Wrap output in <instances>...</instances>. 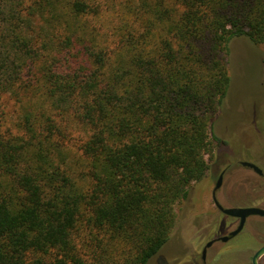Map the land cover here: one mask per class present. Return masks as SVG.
Listing matches in <instances>:
<instances>
[{
  "label": "trees",
  "instance_id": "trees-1",
  "mask_svg": "<svg viewBox=\"0 0 264 264\" xmlns=\"http://www.w3.org/2000/svg\"><path fill=\"white\" fill-rule=\"evenodd\" d=\"M240 36L264 43V0H0V264H148L209 171Z\"/></svg>",
  "mask_w": 264,
  "mask_h": 264
},
{
  "label": "rangeland",
  "instance_id": "rangeland-1",
  "mask_svg": "<svg viewBox=\"0 0 264 264\" xmlns=\"http://www.w3.org/2000/svg\"><path fill=\"white\" fill-rule=\"evenodd\" d=\"M118 11L121 14V8ZM103 15L107 16L109 22V10ZM106 25L107 21H105ZM111 26L109 22L107 30H111L109 29ZM104 29L106 27L103 26L102 30ZM228 62L231 85L222 107L215 116L212 133L219 140H214V156L206 155L210 164L209 171L201 181L192 183L188 197L177 204L178 216L172 235L148 264H196L193 256L198 255L197 252L203 239L207 241L212 237V234L207 231L216 214L212 192L221 171L227 169L226 175L229 180L232 177L235 181L239 179L241 181L246 177L257 176V174L249 172L250 169H245L239 161H250L262 168L264 43L254 44L245 36L232 39ZM2 104L0 130L14 129L15 131L16 115L21 113L20 102L10 95H4ZM224 181L222 190L218 194L220 196L223 194L227 198V205L236 207L248 205L254 201L252 193H249L245 184ZM227 224V217L220 214L218 222L213 227V232L221 233ZM201 227L204 229L201 230ZM251 228L260 230L256 232V237L261 241L264 221L262 219L251 221ZM250 229L248 228L237 237L232 245L220 247L214 257L208 256L205 264H250L247 260L249 249L259 245V241ZM237 250L240 252H234ZM187 255L191 256L189 263L182 261ZM237 256L244 261L240 262ZM233 257L236 260H233ZM231 259L233 262L230 261Z\"/></svg>",
  "mask_w": 264,
  "mask_h": 264
},
{
  "label": "flooded vegetation",
  "instance_id": "flooded-vegetation-1",
  "mask_svg": "<svg viewBox=\"0 0 264 264\" xmlns=\"http://www.w3.org/2000/svg\"><path fill=\"white\" fill-rule=\"evenodd\" d=\"M264 84V82H263ZM261 134V133H260ZM244 160L239 161V163L246 169H250L249 172H254L255 174H257V176L254 177H246L243 180L240 181L237 180L235 181L234 178L230 177V180L228 179L229 177L226 175V172L228 171L227 169H224L221 171V173L219 174V177L216 181L215 187L213 189L212 192V201H213V205L215 206V211L216 214L214 215L211 224L209 225V228L207 229L208 233L212 234V237L201 243V249L199 248L196 256H193L194 260H196V264L198 263H206V260L208 258V256H212L214 257V255H216L219 252V248L220 247H226V246H230L234 243V240L239 237L241 234H243L245 231H247V229H250V222L254 221L255 219H262V221H264V214L260 215V214H251L249 215L244 222V225L242 227V229L237 232L234 235H231L232 232H234L235 230L238 229V227L241 224V218L237 217V216H231L229 214H226L223 209L220 207H224V208H231L233 206H229L226 203L227 198L221 194L222 196H220L218 194V192L220 193V191L222 190L223 184L225 183L224 180H226L227 182H238V183H242L245 184L247 186V189L249 191V193H252V196L254 197V201L251 202L248 205H240V206H236L239 208H245V207H257V208H262V210L264 211V122H262V168L260 166H258L257 164H255L258 169H255L254 167L248 166V165H244L242 162ZM250 162V161H248ZM253 163V162H251ZM221 178V182H220V186L217 188V182L219 181V179ZM232 180V181H231ZM223 192V191H222ZM235 207V206H234ZM225 215L227 217V221L228 224L225 226V228L221 231V233H214L213 232V227L214 225H216V222H218L219 220V215ZM204 229V227H201V230ZM252 229V230H251ZM250 230L252 231V234H254L255 238L258 240V238L256 237V232L260 231L259 229H254L251 228ZM206 232V230H205ZM262 233V240L259 241V245L257 247L251 248L249 249V257L247 258L248 261H250V264H253V256L255 254V252L264 246V229L261 230ZM234 252H240L239 250L234 251ZM196 253V251H195ZM233 253V251H232ZM199 256V259H198ZM238 257V256H237ZM239 258V257H238ZM191 256L187 255L186 257H184V259L182 261H186V262H190L191 260ZM233 260H236L233 257ZM233 260L231 259L230 261L233 262ZM240 262H243L244 259L239 258L238 259ZM246 260V261H247ZM238 261V262H239ZM185 262V263H186ZM260 264H264V255L261 256L260 258Z\"/></svg>",
  "mask_w": 264,
  "mask_h": 264
},
{
  "label": "water",
  "instance_id": "water-1",
  "mask_svg": "<svg viewBox=\"0 0 264 264\" xmlns=\"http://www.w3.org/2000/svg\"><path fill=\"white\" fill-rule=\"evenodd\" d=\"M242 163L244 165H248V166L254 167L255 169H258V167L254 163H251L248 161H243ZM221 178L222 177H220L219 181L217 182V185H216L217 188L220 186ZM220 207L223 209V211L226 214H229L231 216H237V217L241 218L240 226L238 227L237 230L232 232L231 235L236 234L237 232H239L242 229L244 222H245V219L249 215H251V214H260V215L264 214V211L262 210V208H257V207H245V208H239V207L224 208L222 206H220ZM262 255H264V246L259 248L255 252V254L253 256V264H260V258Z\"/></svg>",
  "mask_w": 264,
  "mask_h": 264
}]
</instances>
